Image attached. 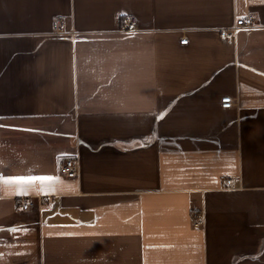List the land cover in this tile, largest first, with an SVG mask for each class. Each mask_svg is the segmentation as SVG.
I'll use <instances>...</instances> for the list:
<instances>
[{
	"label": "crops",
	"instance_id": "obj_1",
	"mask_svg": "<svg viewBox=\"0 0 264 264\" xmlns=\"http://www.w3.org/2000/svg\"><path fill=\"white\" fill-rule=\"evenodd\" d=\"M28 175L60 182L0 180V264H264V0H0V176Z\"/></svg>",
	"mask_w": 264,
	"mask_h": 264
},
{
	"label": "built area",
	"instance_id": "obj_2",
	"mask_svg": "<svg viewBox=\"0 0 264 264\" xmlns=\"http://www.w3.org/2000/svg\"><path fill=\"white\" fill-rule=\"evenodd\" d=\"M61 20H62V17L61 16H58L56 19H55V25L56 27L59 29L60 26H61ZM124 24H125V28L124 30L126 32H130L133 30V27H134V20L131 18V17H128L124 20ZM255 26V19L252 18V16L250 15H246L244 17H241V18H238L237 21H236V24L235 26H233L231 28V30H235L237 28H240V27H254ZM231 30L230 29H224L221 31V34H222V37H228L231 35ZM188 41L187 38H183L181 40L182 43H186ZM222 102V106L223 107H230L234 104V98L231 97V96H225L224 98H222L221 100ZM60 173L62 175H65V176H68V177H75L78 175V166H77V163H75L74 160L70 159V160H67L65 161L61 168H60ZM231 179H227L225 180V185L226 186H230L231 185ZM31 203H25L23 205V208H27L28 205H30ZM200 224V221L198 219V217L195 216L194 214V225L195 226H198Z\"/></svg>",
	"mask_w": 264,
	"mask_h": 264
},
{
	"label": "snow or ice",
	"instance_id": "obj_3",
	"mask_svg": "<svg viewBox=\"0 0 264 264\" xmlns=\"http://www.w3.org/2000/svg\"><path fill=\"white\" fill-rule=\"evenodd\" d=\"M0 180H3L4 183H18V184H26V185H32L36 182H40L41 184L45 182H60L58 176H51V175H28V176L9 177L7 179L0 176ZM54 190L55 189H53V191ZM18 195H27V193L22 192V193H18ZM5 230L8 231L9 233H15L18 231V228L16 226H11Z\"/></svg>",
	"mask_w": 264,
	"mask_h": 264
}]
</instances>
